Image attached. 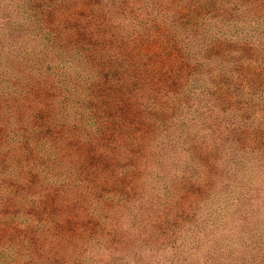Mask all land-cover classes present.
Here are the masks:
<instances>
[{
    "label": "rangeland",
    "instance_id": "obj_1",
    "mask_svg": "<svg viewBox=\"0 0 264 264\" xmlns=\"http://www.w3.org/2000/svg\"><path fill=\"white\" fill-rule=\"evenodd\" d=\"M0 264H264V0H0Z\"/></svg>",
    "mask_w": 264,
    "mask_h": 264
}]
</instances>
